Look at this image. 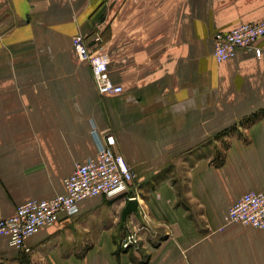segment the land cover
Instances as JSON below:
<instances>
[{
	"label": "crops",
	"instance_id": "obj_1",
	"mask_svg": "<svg viewBox=\"0 0 264 264\" xmlns=\"http://www.w3.org/2000/svg\"><path fill=\"white\" fill-rule=\"evenodd\" d=\"M262 19L264 0H0V219L64 192L97 154L95 126L115 135L151 220L140 249H123L125 195L86 198L28 252L0 236V264H264V230L224 219L264 189V115L251 118L264 55L213 54L217 32ZM78 34L90 49L102 37L123 93H99Z\"/></svg>",
	"mask_w": 264,
	"mask_h": 264
},
{
	"label": "built area",
	"instance_id": "obj_2",
	"mask_svg": "<svg viewBox=\"0 0 264 264\" xmlns=\"http://www.w3.org/2000/svg\"><path fill=\"white\" fill-rule=\"evenodd\" d=\"M120 3L126 0H117ZM264 36V19L259 22L241 23L228 31L214 36V57L221 63L233 57L240 48H250L256 56L264 55V48L257 45ZM93 49L81 35L73 37V46L80 59L87 61L101 95H119L123 86L115 83L110 74V56L104 50L102 37L97 35ZM92 134L97 143V154L76 165L73 173L64 181V192L53 197L34 198L19 205L15 213L0 219V236L6 237L10 246L28 252L26 241L45 227L54 225L61 214L74 215L79 203L90 197L125 195L126 199L138 200V213L128 217L127 234L122 248L137 247L142 241V232L149 230L151 223L144 200L135 192H129L135 174L122 153L117 150L115 135L108 132L101 137L95 126ZM226 224H240L264 230V189L244 193L232 203L224 216Z\"/></svg>",
	"mask_w": 264,
	"mask_h": 264
},
{
	"label": "trees",
	"instance_id": "obj_3",
	"mask_svg": "<svg viewBox=\"0 0 264 264\" xmlns=\"http://www.w3.org/2000/svg\"><path fill=\"white\" fill-rule=\"evenodd\" d=\"M263 115H264V110H262V111L259 112V113H256V114L252 115L251 118H252V119H255V118H258V117L263 116ZM247 121H248V120H247ZM244 122H246L245 119L242 121V123H244ZM233 128H234V127L227 128V129H225V130L223 131V133L226 134V133L230 132ZM161 238H163L162 235H157L156 232H155V230H153V231L150 233V235H149V241H150L151 245H157V244L160 242ZM139 249H140V248H139ZM141 250H142V249H141ZM145 257H147V256H145ZM144 260H145V259H144ZM23 264H29V261H28L27 259H26V260L24 259V260H23Z\"/></svg>",
	"mask_w": 264,
	"mask_h": 264
},
{
	"label": "water",
	"instance_id": "obj_4",
	"mask_svg": "<svg viewBox=\"0 0 264 264\" xmlns=\"http://www.w3.org/2000/svg\"><path fill=\"white\" fill-rule=\"evenodd\" d=\"M138 205H139V203H138V200L136 198L128 200V202H127V204L123 210V213H122L123 221H126L130 214H132V213L137 214L138 213V210H139Z\"/></svg>",
	"mask_w": 264,
	"mask_h": 264
},
{
	"label": "rangeland",
	"instance_id": "obj_5",
	"mask_svg": "<svg viewBox=\"0 0 264 264\" xmlns=\"http://www.w3.org/2000/svg\"><path fill=\"white\" fill-rule=\"evenodd\" d=\"M126 234H127V232H126ZM149 239V238H148ZM147 239V240H148ZM121 247H122V242H121ZM139 248H140V244L136 247V249H138L139 250Z\"/></svg>",
	"mask_w": 264,
	"mask_h": 264
}]
</instances>
